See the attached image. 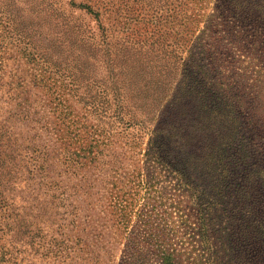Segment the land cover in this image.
Segmentation results:
<instances>
[{"label":"rangeland","instance_id":"obj_1","mask_svg":"<svg viewBox=\"0 0 264 264\" xmlns=\"http://www.w3.org/2000/svg\"><path fill=\"white\" fill-rule=\"evenodd\" d=\"M155 1L0 0V94L14 110L6 122L0 121V139L14 140L22 152L25 147L40 151L33 154L35 163L18 167V189L0 188L1 197L18 193L20 205L12 209L14 222L10 217L0 233V264H160V249L191 257L200 253L187 176H178L165 160L163 166L146 156L152 131L148 119L137 114L126 125L135 109L133 92L127 91L133 89L131 83L124 76L114 78L121 121L105 119L79 101L85 83L79 84L78 71L88 72V83L95 85L91 92L108 89V71L115 75L120 70L113 55L117 49L135 55L152 42L175 45L200 74L202 86L213 91H229L230 86L244 97L242 105L254 113L263 110V120L264 68L251 55L249 43L233 39L234 30L222 23L225 16H219L211 0L185 12L182 5L188 0H173L167 8H173L176 22ZM184 13L191 27L183 34L185 25L175 23L182 17L180 24L185 22ZM256 46L264 50L263 43ZM138 120L141 127L133 125ZM241 129L264 138L258 123L254 133L244 125ZM87 145L95 147L84 160L64 161ZM17 231L24 233L21 251L13 249L8 236ZM210 237L215 244V236Z\"/></svg>","mask_w":264,"mask_h":264},{"label":"trees","instance_id":"obj_2","mask_svg":"<svg viewBox=\"0 0 264 264\" xmlns=\"http://www.w3.org/2000/svg\"><path fill=\"white\" fill-rule=\"evenodd\" d=\"M172 1L157 0L154 3L160 8H167ZM203 1L208 2L188 0V5H182L185 8L182 12L192 11ZM209 3L221 12L219 16H225L222 23L234 30L233 39L241 44L249 43L247 48L251 55L255 60L260 59L264 68V50L256 46L257 43L264 44V0H211ZM83 9L96 18L97 14L88 7ZM167 10L172 12L173 8ZM176 13L181 15V11ZM174 14L172 12L170 18L176 22ZM182 18L175 25H185L184 34L188 32L190 16L184 13L186 23L180 24ZM208 21L211 25L210 17ZM234 21H238L239 26H234ZM176 48L175 45L163 46L162 43L152 42L147 50L138 51L135 55L130 49H117L113 55L118 58L120 70L115 75L108 71L110 88L102 87L91 92L95 85L88 83V72L86 69L78 71L79 84L85 83L79 101L101 118L121 121L123 106L119 87L113 80L124 76L133 88L127 87V91L133 92L130 95L131 107L135 108L126 125H130L137 114L148 119L152 131L149 132L146 156L163 166L165 160L178 176L180 173L187 176L185 184L191 186L188 190L198 215L195 235L201 246L200 253L191 257L192 254H180L175 249H160V264H264V138L260 134L249 136L241 129L244 125L254 133L257 123L264 128V119L259 120L263 110L254 113L251 108L242 105L244 97H239V92L233 91L230 86L229 91H213L202 86L198 71L184 62L180 55L182 51L176 52ZM103 56L109 63L107 49H104ZM187 58L190 59V55ZM131 70L136 73H131ZM143 77H147L148 81L143 83ZM225 77L228 79L230 76ZM221 86V83L217 84L218 88ZM9 100L6 95L0 94L2 122H6L14 111L8 104ZM138 122L133 125L141 127L143 123ZM102 133V130L99 131V136ZM160 144L168 145V150ZM94 147L87 145L86 148H79L77 153H68L64 161L77 164ZM1 149L0 188L15 185L13 191L19 187L16 184L18 167L28 161L35 163L36 156L33 154L38 155L40 151L25 147L22 152L9 138L5 141L0 139ZM3 197L0 196L1 234L6 227L4 223L10 217L13 219L10 223L16 219L12 209L20 207L18 193L13 197L9 192ZM58 204V207L61 206L60 199ZM43 225L47 226L48 222L43 221ZM8 236L13 249L21 251L25 243L24 233L17 231L8 233ZM210 236H215L217 245L210 241ZM31 241L33 239L30 238L29 243ZM182 256H185L184 261Z\"/></svg>","mask_w":264,"mask_h":264}]
</instances>
